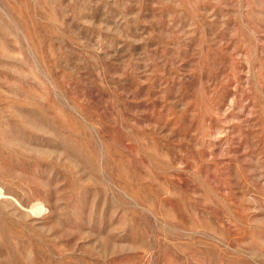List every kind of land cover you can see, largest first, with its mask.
<instances>
[{"label": "rangeland", "instance_id": "374dc122", "mask_svg": "<svg viewBox=\"0 0 264 264\" xmlns=\"http://www.w3.org/2000/svg\"><path fill=\"white\" fill-rule=\"evenodd\" d=\"M0 264H264V0H0Z\"/></svg>", "mask_w": 264, "mask_h": 264}]
</instances>
